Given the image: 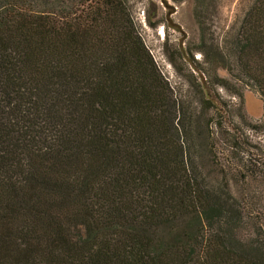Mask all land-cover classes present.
<instances>
[{"label":"trees","instance_id":"1","mask_svg":"<svg viewBox=\"0 0 264 264\" xmlns=\"http://www.w3.org/2000/svg\"><path fill=\"white\" fill-rule=\"evenodd\" d=\"M128 2L0 0V264H264L261 126L215 90L264 100V0L187 89Z\"/></svg>","mask_w":264,"mask_h":264},{"label":"rangeland","instance_id":"2","mask_svg":"<svg viewBox=\"0 0 264 264\" xmlns=\"http://www.w3.org/2000/svg\"><path fill=\"white\" fill-rule=\"evenodd\" d=\"M137 29L162 76L176 88L187 89L191 70L186 63L188 47L198 62L204 61L200 52L194 51L199 42L201 23L215 37L234 26L251 0H128ZM184 47V49H181ZM200 44H198L199 46ZM211 64V63H209ZM210 69L212 68L208 65ZM218 74L227 76L225 70ZM213 74V70H212ZM214 81L213 75L211 77ZM214 85V83H213ZM215 86V85H214ZM227 103L231 121H239L240 113L251 124L261 126V131L251 132L253 139L264 144V100L253 90L243 91V103L227 89L215 87ZM240 105V107H239Z\"/></svg>","mask_w":264,"mask_h":264}]
</instances>
